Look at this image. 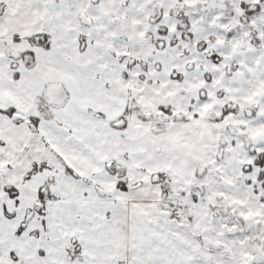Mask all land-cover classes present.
Listing matches in <instances>:
<instances>
[{
    "label": "snow or ice",
    "instance_id": "6c2138e0",
    "mask_svg": "<svg viewBox=\"0 0 264 264\" xmlns=\"http://www.w3.org/2000/svg\"><path fill=\"white\" fill-rule=\"evenodd\" d=\"M0 264H264V0H0Z\"/></svg>",
    "mask_w": 264,
    "mask_h": 264
}]
</instances>
